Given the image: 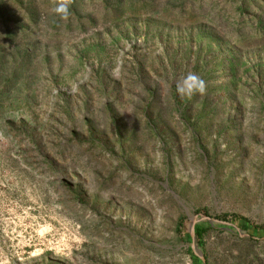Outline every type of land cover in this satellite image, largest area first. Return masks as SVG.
I'll return each instance as SVG.
<instances>
[{
  "label": "rangeland",
  "instance_id": "1",
  "mask_svg": "<svg viewBox=\"0 0 264 264\" xmlns=\"http://www.w3.org/2000/svg\"><path fill=\"white\" fill-rule=\"evenodd\" d=\"M262 225L264 0H0V264H264Z\"/></svg>",
  "mask_w": 264,
  "mask_h": 264
},
{
  "label": "clouds",
  "instance_id": "2",
  "mask_svg": "<svg viewBox=\"0 0 264 264\" xmlns=\"http://www.w3.org/2000/svg\"><path fill=\"white\" fill-rule=\"evenodd\" d=\"M52 11L64 18L68 14V5L64 2H59L53 7ZM175 89L177 95L191 97L195 93L204 92L205 82L199 75L188 72L177 80Z\"/></svg>",
  "mask_w": 264,
  "mask_h": 264
},
{
  "label": "water",
  "instance_id": "3",
  "mask_svg": "<svg viewBox=\"0 0 264 264\" xmlns=\"http://www.w3.org/2000/svg\"><path fill=\"white\" fill-rule=\"evenodd\" d=\"M201 222H208V223H221V224H224V225H229V226H233L232 224L230 223H227L225 221H222V220H219V219H216V218H212V217H209V216H205V215H196L192 218V223H191V228H190V234H191V237H192V241H193V250L195 251L196 255L199 256V258L205 262V258H204V255L202 253H199L196 251V235H195V226L198 224V223H201ZM240 231V229H238Z\"/></svg>",
  "mask_w": 264,
  "mask_h": 264
},
{
  "label": "trees",
  "instance_id": "4",
  "mask_svg": "<svg viewBox=\"0 0 264 264\" xmlns=\"http://www.w3.org/2000/svg\"><path fill=\"white\" fill-rule=\"evenodd\" d=\"M226 216L220 218L221 220L225 221L226 220ZM233 220L238 222L240 219L236 216L233 217ZM260 229H264V225L262 226H255L254 230H260ZM208 227L205 224H201V225H197L195 227V235H196V239L198 241H201V239L203 238L204 234L207 232ZM189 239H192L191 235L189 236ZM192 264H202L201 260L197 257L194 258V261Z\"/></svg>",
  "mask_w": 264,
  "mask_h": 264
}]
</instances>
